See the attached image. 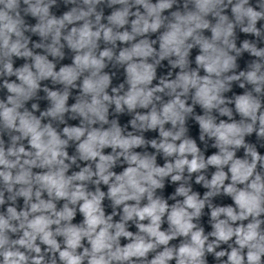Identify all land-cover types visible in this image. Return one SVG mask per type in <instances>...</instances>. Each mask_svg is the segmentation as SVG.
Masks as SVG:
<instances>
[{
  "label": "clouds",
  "instance_id": "1",
  "mask_svg": "<svg viewBox=\"0 0 264 264\" xmlns=\"http://www.w3.org/2000/svg\"><path fill=\"white\" fill-rule=\"evenodd\" d=\"M262 150L264 0H0V264H264Z\"/></svg>",
  "mask_w": 264,
  "mask_h": 264
}]
</instances>
